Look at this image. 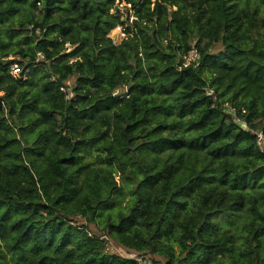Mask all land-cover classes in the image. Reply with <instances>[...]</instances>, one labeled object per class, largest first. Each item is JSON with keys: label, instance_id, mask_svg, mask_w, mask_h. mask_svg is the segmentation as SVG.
<instances>
[{"label": "trees", "instance_id": "trees-1", "mask_svg": "<svg viewBox=\"0 0 264 264\" xmlns=\"http://www.w3.org/2000/svg\"><path fill=\"white\" fill-rule=\"evenodd\" d=\"M0 93V264H264V0H0Z\"/></svg>", "mask_w": 264, "mask_h": 264}, {"label": "built area", "instance_id": "built-area-1", "mask_svg": "<svg viewBox=\"0 0 264 264\" xmlns=\"http://www.w3.org/2000/svg\"><path fill=\"white\" fill-rule=\"evenodd\" d=\"M127 6H129L131 8V4H127ZM133 18H135L134 14L131 15V21L133 20ZM117 27L120 30H122L123 34L125 35L124 27L121 25L117 26ZM114 42L117 44V42L115 40H114ZM199 57H200V55H199L198 51L195 48L191 49L188 52V54L185 56L183 66H189V65L196 66V64L199 61ZM21 73H22V70L20 69V67L17 64H14L12 66V74L16 77V76H19ZM114 94H120V93L116 90L114 92ZM254 132L256 134V141H257L258 147L261 150V152L264 153V130L263 129H256V130H254ZM132 258L135 260L136 264H164V262L156 261L146 254H136V255H133Z\"/></svg>", "mask_w": 264, "mask_h": 264}, {"label": "rangeland", "instance_id": "rangeland-1", "mask_svg": "<svg viewBox=\"0 0 264 264\" xmlns=\"http://www.w3.org/2000/svg\"><path fill=\"white\" fill-rule=\"evenodd\" d=\"M117 8L120 9L121 13L124 15V17H126L127 14L131 13L132 15V11L128 12V9L130 8L129 6H126V4L124 2L122 3H119ZM130 21H131V16H130ZM117 43H119L123 38H124V34L122 32V30H120L118 27H116L115 29H113L110 34H109ZM68 44H66L67 46ZM221 47L220 45H216L215 46V50L214 51H218L220 50ZM12 58V56L10 57ZM126 88L124 86L122 87H119L117 89V91L119 93H123L125 92ZM1 94V93H0ZM91 227H93V229H95V226L94 225H91ZM99 234H101V231L98 232ZM102 237L104 239H106V245H107V250L110 252V253H116V254H120V255H124L126 256V251H130L129 249L121 246L118 242H116L115 240H113L112 238H109L107 235H102ZM157 258L164 260V258L162 257H159L157 255H155Z\"/></svg>", "mask_w": 264, "mask_h": 264}]
</instances>
